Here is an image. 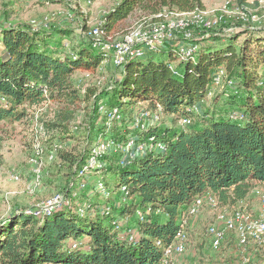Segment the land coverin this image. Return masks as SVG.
<instances>
[{"label": "trees", "instance_id": "16d2710c", "mask_svg": "<svg viewBox=\"0 0 264 264\" xmlns=\"http://www.w3.org/2000/svg\"><path fill=\"white\" fill-rule=\"evenodd\" d=\"M235 3L241 10L250 7L248 0ZM203 7L202 0H120L105 14L102 31L115 30L136 12L160 20L164 11L190 13ZM70 34L26 25L0 28V121L13 124L28 117L30 108L48 102L57 106L52 119L40 123L63 144L74 143L58 150L53 161L65 174L63 193L70 190L97 136L107 137L105 127L113 123L97 126L98 120L106 123L98 113L99 102L106 109L118 108L120 117L138 102L148 108L160 105L174 123H190L135 129L137 142L151 139L166 149L124 163L120 154L107 157L101 181L109 195L101 196V205L82 206L78 212L66 207L44 218L34 217L30 209H14L0 220V264H161L182 213L197 198L206 195L220 205L233 204L264 184V35L229 30L223 41L211 38L217 49L205 46V39H194L197 50L187 58L173 44L159 54L127 57L115 66L119 76L110 90L93 101L89 131L76 138L69 128L72 108L94 94L81 98L72 76L78 70L95 71L106 57L82 43L66 54L64 39ZM241 35H246L243 43L238 42ZM219 71L234 85L232 96L224 109L200 115L194 108L204 103ZM113 132L115 143L131 136L115 126ZM121 187L126 191L120 192ZM124 217L133 219V226L120 223L117 229ZM124 230L134 236L121 235Z\"/></svg>", "mask_w": 264, "mask_h": 264}, {"label": "rangeland", "instance_id": "374dc122", "mask_svg": "<svg viewBox=\"0 0 264 264\" xmlns=\"http://www.w3.org/2000/svg\"><path fill=\"white\" fill-rule=\"evenodd\" d=\"M120 0H0V28L14 27L19 25L30 26L36 31H56L66 30L70 32V36L64 39L65 52H69L71 47L78 44H85L91 46L90 32L99 25H105L104 16L109 12ZM203 9H198L203 13L207 21L213 23L222 17V21L226 22L213 29H196L194 30V38L191 40H178V43L167 41L162 47L153 53L159 54L166 45L173 44L175 52L178 47L187 48L197 45L191 43L192 40H203L205 46L218 48V44L212 41L211 38L219 37L225 40L229 35V30L233 34L248 30L249 33L264 35V0H248L250 7L241 10L235 3V0H202ZM174 12V13H173ZM174 14H179L176 11H164L160 20H170L175 18ZM181 14V13H180ZM243 15V16H242ZM71 16V17H69ZM206 16V17H205ZM240 16V18H239ZM217 17V19H216ZM151 17L146 18L144 14L136 12L130 18L117 24L115 30L111 32L102 31V42L107 45H115L121 43L126 37L131 34L139 35L148 26L157 21ZM220 18V19H219ZM251 19V20H250ZM244 22V23H243ZM215 26V25H212ZM130 34V35H129ZM246 35H241L238 42L243 43ZM185 41V42H184ZM188 41V42H187ZM92 47V46H91ZM93 48V47H92ZM95 49V48H94ZM195 50V51H196ZM110 55L112 53L110 52ZM144 57V56H142ZM138 57V58H142ZM109 60V61H108ZM193 62V61H192ZM119 76V70L112 63L111 56L106 58L102 64L95 71L78 70L72 76L73 86L80 91L81 98L84 96H91L89 101L79 102L72 108L74 111V119L69 123V128L73 132L74 137H84L89 131L90 115L92 113V103L97 100L98 96L105 91H109L116 78ZM210 92L204 103L201 102L195 106V111L198 114H203L204 111L222 110L225 107L227 98L232 96L235 89L234 85L227 84V80L222 78L218 85H210ZM100 105L105 104L99 102ZM98 105V108L99 106ZM57 106L53 103H45L39 107L30 108L27 111L28 117L20 122L9 124L0 121V220L12 213L14 209L32 210L40 202L46 201L58 192L65 191V174L63 170H59L58 163H53L49 160L52 154L58 150H66L74 146L73 141H68L63 144L59 140V136L55 132H46L44 135L39 133L38 127L42 122H48L52 119L54 111ZM139 109V111L134 114ZM150 109L144 102H138L137 106L128 110L122 111L118 122H114L109 128L105 127V123L98 120L97 126L104 125L106 136L98 135L93 147L106 148L105 156L100 158L96 172L87 174L84 177L86 187L83 195L78 191V208H89L93 204H102L104 198L101 194L96 192L95 183L98 178H102V171L106 166V158L112 155H119L109 145L110 138L113 132V127L122 133L128 130L127 134L137 138L134 133L136 130L131 129L133 126L135 116L141 111L145 110L146 114L142 118L141 124L149 123L150 128L155 126H174L180 128V121H174L167 115L147 114ZM99 113V112H98ZM104 115V111L99 113ZM104 117V116H103ZM106 119V118H105ZM190 123V122H189ZM188 123V124H189ZM186 124V125H188ZM180 125V126H179ZM145 129L149 127L144 126ZM121 129V130H120ZM58 144V145H57ZM61 146L55 149L54 146ZM137 146V145H136ZM135 151V150H134ZM133 151V152H134ZM148 152V151H147ZM150 152V151H149ZM154 152V151H152ZM144 153L137 154V157ZM124 163L130 161L127 158H121ZM33 161L41 164L40 167V181L37 186L32 184L35 179L33 170L35 165ZM97 171L99 172L98 174ZM94 173V174H93ZM87 177V178H86ZM80 192V193H79ZM260 194V195H259ZM264 195V184H256L250 191L248 196L243 201L233 204L220 205L210 207L203 205L197 217H194L193 227L189 228V224L193 218L189 219L186 227V243L182 253L176 255H169L172 263L178 264L176 258L183 255L188 249H191V263L188 264H236L239 261L238 252H242V248L237 246L235 234L228 233L226 239L223 241L218 249L211 247L210 237L207 234V229L210 226H219L216 221L217 216L222 210L243 211L251 219L255 220L260 212L261 196ZM244 202H247L244 204ZM90 204V205H89ZM97 206V205H96ZM92 208V207H91ZM94 209V208H93ZM122 222L118 224L124 226H133V219L122 218ZM127 222V223H126ZM126 224V225H125ZM221 227V226H220ZM129 230H124L121 235L128 237ZM133 237V231L129 237ZM210 247L217 253L213 254ZM209 248V249H208ZM254 258L247 259L246 264H256V261L264 264V249L250 246L244 251ZM239 256V254H238ZM256 260V261H254Z\"/></svg>", "mask_w": 264, "mask_h": 264}, {"label": "bare ground", "instance_id": "6f19581e", "mask_svg": "<svg viewBox=\"0 0 264 264\" xmlns=\"http://www.w3.org/2000/svg\"><path fill=\"white\" fill-rule=\"evenodd\" d=\"M174 13V12H173ZM176 17L170 20H159L155 23H153L150 26H148L144 31L139 34L141 35L143 32L148 31L149 29H160V28H171V24L174 26H188L189 24L192 23V26H199V27H206L212 26L217 24L219 21H214L213 23L209 22L204 18L203 13L200 12V10H195L190 13H179V14H174ZM243 16V15H242ZM206 17V16H205ZM159 18V17H158ZM240 18V16H239ZM217 19V17H216ZM220 19V18H219ZM222 19V17H221ZM220 19V20H221ZM251 20V19H250ZM244 23V22H243ZM101 25H99L97 28L92 30L90 32V36L95 35V42L99 45V47L102 48H109L110 46L105 45L102 42L101 36H102V29ZM130 35V34H129ZM137 35V36H139ZM137 36L130 35L125 38V40L121 43L111 45L113 50L115 51H124L125 50V45L127 43L133 42ZM193 38L190 37H182L181 40H191ZM168 40H159V47H162L164 43H166ZM184 41V42H185ZM188 42V41H187ZM188 52L186 51V48H179V53L184 56V57H192V55L195 53L196 47L195 46H190L187 47ZM100 51V49H96ZM158 50V48H154L152 53L154 51ZM103 56L106 58L111 56L112 63L115 65V56L114 53L110 55V51H100ZM145 52H151V51H140L137 49H130L128 53V57H133V58H138L144 56ZM127 58V57H126ZM125 58V59H126ZM121 61L120 63H117V66H121L123 62ZM223 72L219 71L216 76L213 78V86L218 85L220 83V80L222 79ZM100 105V104H99ZM104 111V117L106 118V125L108 126L112 121L118 120L120 118L118 108H109L104 110V106L100 105L98 108V112ZM154 113V114H159L162 115L163 111L160 105H155V107L150 108L147 110V114ZM146 111L141 110L134 118L133 126L132 129L140 130V131H145L147 129L144 128V126L141 124L142 118L145 116ZM181 123V124H180ZM180 125H186L189 123L187 120H181ZM130 136V135H129ZM137 145V146H136ZM112 149H114L116 152L120 153L121 158H127L128 160H133L137 157V154L141 153H147V151L152 152V151H165V145L163 143H158L154 142L151 139H146L145 141H140L137 142L135 137H128L126 141L124 142H119L115 143L111 141L109 145ZM136 147L138 149L137 154H135L133 157L131 154H127V151L129 150V153H136ZM135 150V151H134ZM100 151V152H99ZM105 151L106 148L104 147H94L91 149L88 158L84 162V164L78 169V190L81 189L83 190L86 187V183L84 181V177L87 174H90L92 172H96L97 169H95L96 164L97 168L99 167V160L103 156H105ZM134 151V152H133ZM98 173V171H97ZM95 173V174H97ZM94 174V173H93ZM87 178V177H86ZM95 190L96 192L100 193L101 196L108 197L109 193L108 190L106 189L104 183L101 181V178H98V180L95 183ZM120 192L126 191L124 187L120 188ZM260 195V194H259ZM262 200L260 202V212L255 218V220L251 219L246 213L243 211H232L229 212L227 210H222L220 214L217 216L216 221L219 224V226H210L207 229V234L211 239V246L214 249H218L223 241L226 239V235L228 233H233L236 236V241H237V246L241 247L242 249L248 248L250 246V240H251V230L253 229V223H260L264 224V195L260 197ZM210 206V207H216L218 206L217 200L212 197V196H206V199L201 200L197 199L194 201V204H192L189 209L181 216L180 218V229L176 236L174 237L173 242L164 250V254L161 259V264H175L174 262L172 263L171 258L169 255L173 254H180L183 252L185 243H186V227L188 225V221L190 218L197 217L200 209L202 206ZM88 208V207H87ZM86 209V208H85ZM105 212L109 211L108 207H105L104 209ZM239 219V220H237ZM235 225L232 227H229V224L234 221ZM115 223V222H114ZM120 224L117 222L116 228L118 229ZM221 226V227H220ZM225 227H229L226 231ZM264 226H259L258 227V234H255L254 240L252 243V246H255L257 248H264ZM218 241V243H216ZM243 264V263H242Z\"/></svg>", "mask_w": 264, "mask_h": 264}, {"label": "built area", "instance_id": "2783aa9c", "mask_svg": "<svg viewBox=\"0 0 264 264\" xmlns=\"http://www.w3.org/2000/svg\"><path fill=\"white\" fill-rule=\"evenodd\" d=\"M225 23L226 22L219 20L217 24H215V26L206 25V27H199V26H192V23H191L188 26H174L173 24H171V28L149 29L148 31L143 32L141 35L137 36L133 42L127 43V45H125L124 51H115L113 50L111 45L109 48L99 47V45L95 42V35L91 36L92 38L91 46L95 49H100V51H110L114 53L115 66H117V63H120L126 57H128V53L130 49H137L140 51H153L154 48H159V40H168L172 43H178V40L181 39L182 37L194 38L193 33H194V30L196 29H202V28L203 29H213ZM34 29H37V28H34ZM186 51L187 52L189 51L188 48H186ZM134 114H136V112L133 113V116ZM144 126L150 128L149 123H144ZM38 131L39 133L43 135L46 133L42 124L39 125ZM57 145L54 146L55 149L61 148V146H57ZM137 153H139L137 147H136V153H129V150L127 151V154H131L132 157ZM55 158H56V155L52 154L49 157V160L54 161ZM33 163L36 165H35V169L33 170L35 174V179L33 180L32 184L34 186H37L41 178L40 177L41 164L35 161H33ZM197 199H201L204 201V199H206V195L200 198H197ZM77 201H78V169L76 170L73 181L70 183V190H67L64 193L63 192L56 193L54 196L47 199L46 201L40 202L34 209L30 210L28 213H30L34 217L44 218L45 216H48L66 207L73 208L78 212V202ZM245 203L247 202H244V204ZM192 204H194V202ZM74 205L77 208H75ZM184 213L185 211L182 213V216ZM237 220L232 221L229 224V227L234 226ZM259 226H264V224L253 223V229L251 230L250 249H252V243H253L255 234H258ZM229 227H225L226 231ZM216 243H218V241H216ZM242 251H246V250H242ZM249 259H251V257ZM237 264H241V262L239 261ZM256 264H262V263L256 261Z\"/></svg>", "mask_w": 264, "mask_h": 264}, {"label": "crops", "instance_id": "0c3cea01", "mask_svg": "<svg viewBox=\"0 0 264 264\" xmlns=\"http://www.w3.org/2000/svg\"><path fill=\"white\" fill-rule=\"evenodd\" d=\"M179 48H181V47H179ZM194 218L192 219V222L189 224V228H191V227H193L194 225H193V223H194ZM209 242H211V239H210V241ZM213 248V247H212ZM211 247H210V250H211V252L214 254H216L217 252L215 251V250H213ZM209 249V248H208ZM247 248H245V249H242V250H246ZM190 252H191V249H188L183 255H181V256H179V257H177L176 258V260H177V262H178V264H188L189 262L191 263V256H189L188 257V253H189V255H190ZM238 254H239V256H238ZM238 254H237V256H235V257H239V261L241 262V264L243 263V264H246L247 262V259H245V258H247V257H251L250 255H249V253H246V252H244L243 251V253L242 252H238ZM251 259L253 260L254 258H252L251 257ZM238 261V262H239ZM237 262V263H238ZM236 263V264H237Z\"/></svg>", "mask_w": 264, "mask_h": 264}]
</instances>
